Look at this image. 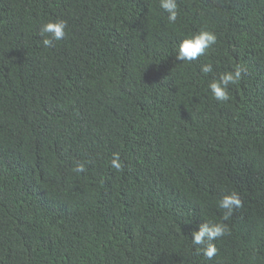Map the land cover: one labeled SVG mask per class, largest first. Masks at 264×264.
I'll return each mask as SVG.
<instances>
[{
  "label": "trees",
  "instance_id": "16d2710c",
  "mask_svg": "<svg viewBox=\"0 0 264 264\" xmlns=\"http://www.w3.org/2000/svg\"><path fill=\"white\" fill-rule=\"evenodd\" d=\"M0 264H264V0H0Z\"/></svg>",
  "mask_w": 264,
  "mask_h": 264
}]
</instances>
